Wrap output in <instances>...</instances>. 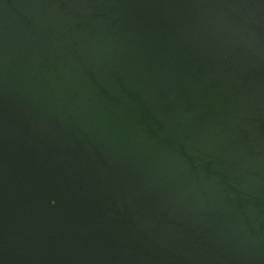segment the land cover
Returning <instances> with one entry per match:
<instances>
[{"label": "water", "instance_id": "obj_1", "mask_svg": "<svg viewBox=\"0 0 264 264\" xmlns=\"http://www.w3.org/2000/svg\"><path fill=\"white\" fill-rule=\"evenodd\" d=\"M0 264H264V0H0Z\"/></svg>", "mask_w": 264, "mask_h": 264}]
</instances>
